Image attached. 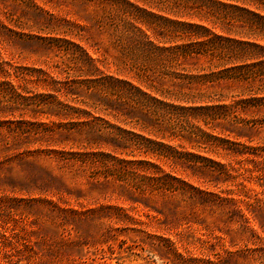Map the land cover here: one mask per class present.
Segmentation results:
<instances>
[{"label":"rangeland","instance_id":"1","mask_svg":"<svg viewBox=\"0 0 264 264\" xmlns=\"http://www.w3.org/2000/svg\"><path fill=\"white\" fill-rule=\"evenodd\" d=\"M37 4L56 17L57 30L66 27L63 19L82 27L74 30L87 39L91 48L103 54L107 41L91 28L90 8L78 0H38ZM5 8L26 26L37 21L42 23L47 17L33 15L23 5L6 3ZM41 23L37 24L44 25ZM17 31L24 34L16 35L18 42L4 44L3 59L28 71L13 72L11 69L9 76L0 73V82L24 85L33 93L45 94L51 90L52 83L46 77L37 78L34 71L29 76L31 69H44L59 81H67L65 78L77 74L71 56L53 52L48 43L31 42L30 35L36 32ZM39 35L43 36L42 33ZM53 36L62 38V35ZM27 38L28 42L21 40ZM71 40L80 43L95 57L84 41H77L76 37ZM62 46L75 53L73 47ZM109 52L115 54L112 49ZM206 65L202 58L185 63L192 74L203 73L199 70ZM52 66H60L59 73L52 72L55 70ZM100 70L104 75L138 85L136 81L116 74L113 67H100ZM21 74L26 76L25 80ZM234 90L233 86L221 84L201 87L198 91L211 96L235 94ZM81 95L79 100H92ZM2 104L6 103L0 101V264H264V176H251L249 170H253L255 164L245 160H257L254 149L264 140V116L260 113L249 109L239 114L237 120L244 119L240 123L232 117L210 123L215 133L224 128V138L229 141L223 145L224 149L217 151L200 140L180 137L185 136L187 128L188 131L194 127L207 130L201 121L194 119H190L183 130H178L180 138L161 141L180 151L240 167L233 173L234 179L213 178L196 167L200 164L158 161L151 156L156 153L155 149L163 151L160 147H130L124 151L127 155L118 156L126 160H150L166 172H177L188 184L221 197L226 196L228 190L233 191L230 197L241 208L236 210V205L221 199H201L196 194L189 196L182 189L173 193H142L130 189L116 177H105L106 171L100 167L65 166L55 159L56 155H47L48 151L68 150L72 140L64 137L66 132L56 127L65 122L57 115L59 106ZM69 105L76 106L74 102ZM251 121L257 125L252 127L246 123ZM31 122L54 123L53 131L26 133L29 128L41 129L36 127L37 124L29 126ZM18 127L25 133L20 135L12 131ZM101 132L105 134L106 130ZM255 192L262 203L256 209L246 210ZM67 210L81 214L70 215ZM86 210L92 212L83 214Z\"/></svg>","mask_w":264,"mask_h":264},{"label":"trees","instance_id":"2","mask_svg":"<svg viewBox=\"0 0 264 264\" xmlns=\"http://www.w3.org/2000/svg\"><path fill=\"white\" fill-rule=\"evenodd\" d=\"M78 1L90 8L91 28L107 41L103 54L91 48L87 39L74 30L82 28L78 24L63 19L66 27L57 30L56 17L40 7L38 0H0L2 75L9 76L11 69L13 72L28 71L4 60L2 55L7 41L18 42L16 35L24 34L17 31L19 29L37 33L30 35L31 42L48 43L53 52L71 56L78 71L72 78H65L67 81H59L44 69H31L29 76L34 71L37 78L46 77L52 83L51 90L45 94L33 93L24 85L0 82V101L6 103L2 105L38 106L44 103L49 107L59 106L57 115L65 122L56 127L66 132L64 137L72 140L68 150L48 151L47 155H56L55 159L65 166L78 164L82 167H100L106 171L105 177H116L130 189L142 193H173L182 189L189 196L196 194L201 199H221L227 204L236 205V210H241L230 197L233 191L228 190L226 196L221 197L188 184L178 177L177 172H166L150 160H126L118 156L127 155L124 151L130 147H160L163 151L155 149L156 153L151 156L158 161L193 166L200 164L196 167L213 178H235L233 173L240 167L223 165L191 152L180 151L161 141L180 137L200 140L217 151L224 149L223 145L229 141L224 138V128L215 133L210 123L218 119L227 121L229 117L240 123L244 119L237 120L239 114L249 109L264 116V0ZM6 3L23 5L27 12L47 17L42 23L34 22L36 26L20 24L6 10ZM53 35H62V38ZM67 36L70 38H65ZM71 37L89 45L95 57ZM28 39L21 40L28 42ZM62 45L73 47L75 53L63 49ZM110 49L115 54L110 53ZM194 58L206 61L207 65L199 70L203 73L192 74V70L186 68L185 63ZM52 67L58 70L52 72L59 73L60 66ZM100 67H113L116 74L132 79L138 85L104 75ZM21 77L25 80L26 76L21 74ZM221 84L233 86L235 94L210 96L198 91L201 87L210 88ZM81 94L92 100H79ZM72 102L76 106L69 105ZM196 103L204 105L196 106ZM190 119L201 121L207 130L198 126L191 131L187 128L185 136L179 137L178 130H183ZM246 123L252 127L257 125L252 121ZM35 124L41 129L37 131L29 128L26 133L53 131L54 123L31 122L29 126ZM103 129L106 130L105 134L101 132ZM12 131L20 135L25 133L19 127ZM243 149L246 147L243 146ZM254 152L257 160H245L255 164L249 173L258 178L264 176V140ZM261 203L258 192H255L246 210L256 209ZM67 212L75 216L81 214L73 210ZM89 212L92 211L86 210L83 214Z\"/></svg>","mask_w":264,"mask_h":264}]
</instances>
